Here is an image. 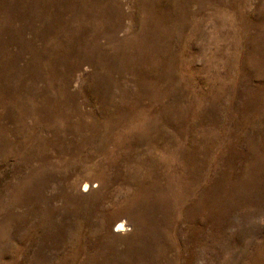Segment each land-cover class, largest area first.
Returning <instances> with one entry per match:
<instances>
[{
  "label": "rangeland",
  "instance_id": "obj_1",
  "mask_svg": "<svg viewBox=\"0 0 264 264\" xmlns=\"http://www.w3.org/2000/svg\"><path fill=\"white\" fill-rule=\"evenodd\" d=\"M0 264H264V0H0Z\"/></svg>",
  "mask_w": 264,
  "mask_h": 264
},
{
  "label": "bare ground",
  "instance_id": "obj_2",
  "mask_svg": "<svg viewBox=\"0 0 264 264\" xmlns=\"http://www.w3.org/2000/svg\"><path fill=\"white\" fill-rule=\"evenodd\" d=\"M115 227H117L119 229H123L124 225H122V223H120V222H116Z\"/></svg>",
  "mask_w": 264,
  "mask_h": 264
}]
</instances>
